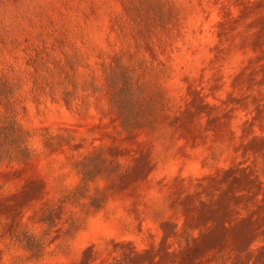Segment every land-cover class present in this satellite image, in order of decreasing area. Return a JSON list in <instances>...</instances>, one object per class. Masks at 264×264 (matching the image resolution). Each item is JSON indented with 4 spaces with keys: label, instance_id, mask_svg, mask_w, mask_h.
I'll return each instance as SVG.
<instances>
[{
    "label": "rangeland",
    "instance_id": "374dc122",
    "mask_svg": "<svg viewBox=\"0 0 264 264\" xmlns=\"http://www.w3.org/2000/svg\"><path fill=\"white\" fill-rule=\"evenodd\" d=\"M0 264H264V0H0Z\"/></svg>",
    "mask_w": 264,
    "mask_h": 264
}]
</instances>
